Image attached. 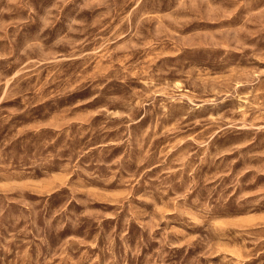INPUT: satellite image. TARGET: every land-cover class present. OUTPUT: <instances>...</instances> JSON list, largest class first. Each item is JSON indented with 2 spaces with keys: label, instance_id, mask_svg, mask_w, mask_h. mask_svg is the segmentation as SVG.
Returning <instances> with one entry per match:
<instances>
[{
  "label": "rangeland",
  "instance_id": "374dc122",
  "mask_svg": "<svg viewBox=\"0 0 264 264\" xmlns=\"http://www.w3.org/2000/svg\"><path fill=\"white\" fill-rule=\"evenodd\" d=\"M0 264H264V0H0Z\"/></svg>",
  "mask_w": 264,
  "mask_h": 264
}]
</instances>
